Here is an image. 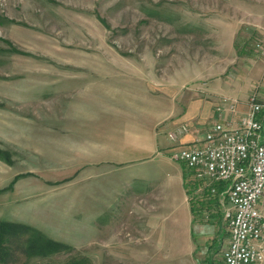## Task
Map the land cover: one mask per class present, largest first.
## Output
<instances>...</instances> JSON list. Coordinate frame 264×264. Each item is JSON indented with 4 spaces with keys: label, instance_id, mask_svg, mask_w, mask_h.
I'll use <instances>...</instances> for the list:
<instances>
[{
    "label": "rangeland",
    "instance_id": "rangeland-1",
    "mask_svg": "<svg viewBox=\"0 0 264 264\" xmlns=\"http://www.w3.org/2000/svg\"><path fill=\"white\" fill-rule=\"evenodd\" d=\"M258 45L264 0H0V149L11 155L0 159V220L72 248L30 262L175 264L173 222L136 223L130 213L151 184L137 172L167 166L135 147L150 125L168 145L198 105L210 104L209 119L192 123L203 136L222 101L242 110L264 101ZM199 200L210 247L218 213L207 191ZM259 207L264 214V196Z\"/></svg>",
    "mask_w": 264,
    "mask_h": 264
},
{
    "label": "built area",
    "instance_id": "built-area-1",
    "mask_svg": "<svg viewBox=\"0 0 264 264\" xmlns=\"http://www.w3.org/2000/svg\"><path fill=\"white\" fill-rule=\"evenodd\" d=\"M257 47L264 60V46ZM247 107L238 121L217 123L203 139L173 154L223 210L230 241L218 264H264V214L259 207L264 196V101L254 96ZM217 111L234 116L238 104L224 100ZM187 131L178 128L169 134L170 141L177 142Z\"/></svg>",
    "mask_w": 264,
    "mask_h": 264
},
{
    "label": "crops",
    "instance_id": "crops-1",
    "mask_svg": "<svg viewBox=\"0 0 264 264\" xmlns=\"http://www.w3.org/2000/svg\"><path fill=\"white\" fill-rule=\"evenodd\" d=\"M195 109L198 113L193 118L183 117L172 130L168 131L169 139V134L175 132L178 128H187V133L179 137L177 142L173 143L169 141L168 145L165 146L161 135H155V130H153L154 125H150L148 143L135 147L136 151L140 150L144 152L148 156V159H161L167 166L160 169L144 168L137 172V177L134 180L141 183L150 182L151 184L149 186L145 185L143 189H139L141 193L130 199L129 203H131L130 205L133 209L130 210V213L135 217L136 223L157 225L167 223L169 220L173 222L171 230V234L173 235L172 245L166 247L164 241H160L159 236L156 238L157 240H154V244L158 247H166V252L173 255L176 259L175 264L206 263L209 254L211 258L212 254L220 251L218 261L215 263L218 264L230 241V234L226 228L227 224L223 218V210L217 201L211 198L210 205H212L211 207H215L214 211L218 214H212L210 237L213 243L208 247V240L206 238L208 231H206L207 226L203 222L205 206L199 200L200 193L207 190L202 182L195 179L194 173L186 170L184 166V168L177 166L175 163L179 162L173 159V154L177 150L187 148L193 145L195 140H201L205 137V134L200 136L194 131L192 123L200 125L209 119L210 104L198 105ZM247 111L248 107L245 110L238 108V112L234 116H230L229 113L220 114L217 111L215 113L217 122L214 125L225 119L233 118L235 121H238ZM115 159V157H112L111 160L117 162L118 160L116 161ZM117 164L121 163L117 162ZM220 189H222V186H220ZM211 207L210 211H213ZM155 228L160 230L157 227ZM144 230L142 232L145 233L146 231ZM195 233L199 235L200 239H195ZM222 233L226 235L227 240L222 236ZM261 245L264 248V239ZM201 249L206 250L205 257L207 255V258H199Z\"/></svg>",
    "mask_w": 264,
    "mask_h": 264
},
{
    "label": "trees",
    "instance_id": "trees-1",
    "mask_svg": "<svg viewBox=\"0 0 264 264\" xmlns=\"http://www.w3.org/2000/svg\"><path fill=\"white\" fill-rule=\"evenodd\" d=\"M0 159L11 163L10 153L1 149ZM71 249L32 226L0 220V264H13L22 256L28 261L26 264H84L85 260L76 258L66 263L30 262L33 259H47Z\"/></svg>",
    "mask_w": 264,
    "mask_h": 264
}]
</instances>
